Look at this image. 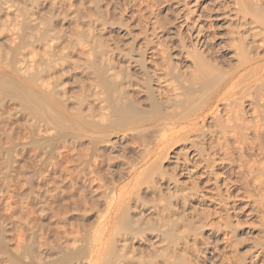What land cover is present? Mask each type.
Masks as SVG:
<instances>
[{"label":"bare ground","instance_id":"6f19581e","mask_svg":"<svg viewBox=\"0 0 264 264\" xmlns=\"http://www.w3.org/2000/svg\"><path fill=\"white\" fill-rule=\"evenodd\" d=\"M109 1L104 6L108 13L113 12ZM252 3L247 10L264 24L261 6ZM100 4L0 0V136L15 139L7 147L0 145V152H7L1 164H27L31 170L30 163L39 162L16 175L11 167L14 182L3 183L0 264H201L198 230L213 201L224 209L236 250L242 241L229 220L230 203L219 189L221 159L216 153L228 155L229 139L240 136L222 130L213 142V135L196 121H204L224 101V126L232 128L243 118L240 99L251 97L257 126L251 129L255 121L249 129L264 161V67H253L260 54L250 47L262 33L241 19L246 54L237 69L220 71L197 51L200 55L191 63L195 67L187 73L175 62L168 36L158 39L151 59L146 56L155 44L150 40L137 53L133 45L109 46L97 36L96 25L105 28L113 18H105ZM260 45L264 50V40ZM241 70L251 73V79L232 82ZM239 86H247L248 93L237 91ZM7 103L15 107L9 109ZM174 143L186 146L168 157ZM257 166L264 171V162ZM89 180L96 184V204L81 187ZM200 183L215 188L209 204L199 192ZM24 187L27 192L22 193ZM197 203L207 210L199 212ZM241 253L235 254V264H251V255Z\"/></svg>","mask_w":264,"mask_h":264},{"label":"rangeland","instance_id":"374dc122","mask_svg":"<svg viewBox=\"0 0 264 264\" xmlns=\"http://www.w3.org/2000/svg\"><path fill=\"white\" fill-rule=\"evenodd\" d=\"M105 1L106 0H100L102 11L104 10L103 12H105L104 13L106 15V16L104 15L105 18L111 17L109 21L111 22L112 18L113 21L109 23L110 25L109 24L105 25V28L101 26V23H98L96 26L98 31L97 36L101 37V39L106 41L107 44L109 43L108 44L109 46L115 47L116 45L119 46L122 45L123 47L126 46V48H128V46L133 45L135 51V49L139 50V46L141 45H142L141 47L143 46L145 47L144 45L145 41L148 42L150 40L153 41V43H155L153 44L154 46L150 45L146 51V53L148 52L146 54L147 58L151 59L152 58L151 56H153L152 53H154L152 50L156 48L157 46L156 43H159L158 39L161 40L164 39L165 36L166 37L168 36L167 39H172V43L174 44L173 46L175 53L174 55L177 56L175 62H177L179 68L181 67L182 71L183 70L190 71L191 69L193 70L195 67L194 66L195 60L197 59V58L195 59V56L198 53H200L202 54L203 57H205V59H207L206 60L207 62L210 61L209 63L211 65L213 64V66L215 65L214 67H216L220 71L231 73L237 69V66L239 65V61L246 54L245 51L243 50L244 47L241 44L242 43L241 36L243 32L241 33L242 29L241 27H239L241 19L244 18L245 21L248 22L249 28L252 27L255 30H258L256 32L262 33L256 35L257 38L256 37L255 38L257 40L253 38L255 39L254 46L258 47L259 45V47L258 48H255L254 46H250V47H252L254 53L257 51L260 54L259 55L260 60L254 63L253 67H264V50L260 48L262 47L260 44L262 43V40H264V29H262L264 28L262 27L264 26V24H261L260 22L256 21V18L253 15L254 13H252V11L247 10L250 7L249 5L253 6L252 2H254L255 0H112V1L107 0V2L108 1L110 2L109 5H111L109 6L108 9H111L112 7L113 10V12L110 13L106 11L107 7L105 6L106 5ZM256 2H258V7L261 6L260 8L262 10L260 8L259 9L264 12V0H256ZM104 6L106 7L105 9ZM111 13H115V14H111ZM68 25H66V30H68V33H71L73 30V28L71 27L72 24L69 23ZM68 28H70L71 30ZM260 39L261 42L259 41ZM178 44L181 47H179ZM182 46L184 48H182ZM194 50L196 51L194 52ZM137 51H135V53H137ZM199 55L197 56L199 57ZM155 57L153 59L156 60L159 59L157 58L158 56L156 54ZM191 63L192 64L194 63V65H192ZM188 71L186 72L188 73ZM234 78L232 82L239 80L241 84L244 81L251 79V73H246L245 71L241 70L240 72H237L236 75H234ZM245 87L247 86H239L237 88V91L240 90L241 92V90L244 89L243 92L245 91L248 93V91H246L247 88ZM240 101L242 102L241 106H239L240 108L242 107L241 118L243 116L241 121L243 120L244 122L240 121L239 124L234 123V126L232 125V128L231 125L227 127L224 126L225 125L224 121L227 117V108H228L226 102L224 101H221L217 105H214L213 112L208 113L204 121H202L201 119H198L196 121V125L198 126V128L199 127L201 129L203 128L209 134L213 135L211 138L213 142L216 141L217 135H220L219 132L221 133L222 130H228V131L232 130L236 132L237 135L240 136L239 138L237 137L238 139L236 137H232L229 139L228 142L230 144L231 150L228 155L223 153V151L221 150L217 151L216 153V155L218 156V157L216 156L217 160L220 159L221 160L220 163L219 161H217L218 166L216 172L218 173L219 176L221 175L220 177L222 178L219 181V186H220L219 189L222 195L228 200V203H230L229 205L231 206L229 213L230 216L229 220L232 224V228L234 226L235 228H238L236 229V238L240 239L242 243L239 247L236 248V250L235 248L234 249L232 248L235 246H233L234 244H232V241L229 240V236H231L230 235L231 233H229L230 229H227L225 227L226 214L224 212V209L220 206V204L218 205L217 201L210 202V204L208 202L210 201L209 199V197L211 196L210 194H213L215 192V188L213 185H211V183L208 185L205 183L204 184L200 183L199 192L201 191V195L203 194L205 196V204H209V212H210V215L201 224L202 228L198 230L199 232L201 231L200 233L202 236L200 239L201 241L200 250H198L199 245L195 247L196 249L198 248L197 250H198V254H200L199 255L201 258L200 260H202L201 264L202 263L203 264H222V263L235 264V254H242L241 252H243V254L245 252V254L251 255L250 256L252 261V262L250 261L251 264L254 263L255 259L256 261L254 264H264V218H263L264 217V195H263L264 171L260 172L262 170H260L258 168L259 166H257V163L259 164L264 161H262V156L260 155L261 154L260 151L257 152L258 145L256 143L254 132L253 130H251L254 129V126H257V121L254 118L255 113L253 114L252 111L253 110L252 107L254 106L253 105L254 103L252 102L251 97L248 96L247 97L245 96L243 100L240 99ZM10 103L6 104L7 108L10 106L9 109L11 108L13 109V106L15 107V105ZM216 114H218V116ZM219 118L223 119L224 123L223 122L221 123ZM219 122L222 124L221 126ZM254 122L256 123V125H253L255 124ZM241 125H243L244 128H242ZM252 125L253 128L249 129L250 127H252ZM24 132L25 130H23L22 133L20 132L21 135L19 133L22 141L26 139L24 137L25 135ZM6 135L7 134H4L2 137L0 136L1 139L0 145H2L3 147L9 146L10 143H12V141H15L13 137L12 139L6 138L5 137ZM243 138L245 139L243 140ZM236 140H240V141H238L237 143ZM185 146L186 145L184 143L183 144L174 143L172 147L166 152L167 156L170 157L172 155V152L174 153L175 151L176 152L180 151L178 149L182 150ZM30 150L31 148L29 149V151ZM2 152H6V150L4 151L2 150ZM240 152L242 156L240 155ZM4 154L0 152V155H2L0 156V158H2L3 160H5L7 152ZM125 156H127L128 160L130 158L133 159V157H128V156H132V154L128 155L127 153ZM223 158L224 161H222ZM3 160L1 164V159H0V192L1 193L2 191L4 192L5 189L4 186L6 184L8 185L10 184V186L13 184L11 183V181L14 182L13 180L14 177L12 176L14 173L16 175V173L18 174L21 171L22 172H25L26 170L31 171L32 168L33 169L36 168L37 167L36 165L39 164L38 161L37 164L36 160H34V162L36 163H34L33 165V161H32V163H30L31 164V170H30L29 169L30 166H28L27 164H25V166L20 165L21 166L20 167L19 163H17L16 164L17 167H16V166H12V164L4 163ZM239 160H241V162ZM245 161H247L246 162L247 164L245 163ZM252 162L253 165H255L256 167L255 166L253 167L252 174H248L249 172L246 169L248 165L249 166L252 165L251 164ZM166 163L168 162L165 161V165L167 166ZM26 165L28 168H26ZM18 166L21 168V170ZM11 167H13L16 171L18 170L19 172L13 171L14 173H12L11 171L14 169ZM22 167H25V171H23L24 169ZM254 175L257 176L255 179L253 178ZM251 177L253 180L251 179ZM257 178L258 179L262 178L260 179L262 185L260 184V182H257L258 180ZM127 179H124L123 181L125 182V180ZM254 180L257 183H254L255 182ZM35 182L36 180L33 181L34 184L33 186L36 188L37 185ZM86 183L88 184H84V186L82 185L81 187L84 190V192L86 190L85 194L87 198L95 202L94 204H96L97 196H95L94 194L96 184L95 183H93L94 185L91 184L92 181L90 180L89 182L87 181ZM118 184L121 185L120 182ZM2 186L4 189L2 188ZM25 188L26 187L22 188V193H24L23 191L25 190H26L25 192H27V189ZM145 196L146 199L151 198L147 195ZM205 204L197 203V206L199 205L198 207H196L197 210L199 212L202 211L203 209L207 210L204 208ZM3 210L4 209L2 208L0 209V214H2L0 215V219H2L3 214L5 216V212ZM12 215L11 217H14ZM5 217H3L4 219H2L3 221L5 220ZM259 242H260V247L258 246L259 244H257ZM256 252L257 253L259 252L258 253L259 255L257 254L255 257H253L256 254Z\"/></svg>","mask_w":264,"mask_h":264}]
</instances>
